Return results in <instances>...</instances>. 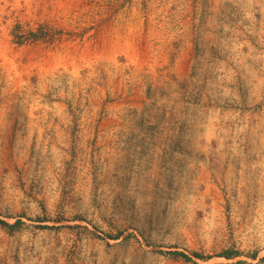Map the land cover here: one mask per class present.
I'll return each mask as SVG.
<instances>
[{
	"label": "rangeland",
	"instance_id": "rangeland-1",
	"mask_svg": "<svg viewBox=\"0 0 264 264\" xmlns=\"http://www.w3.org/2000/svg\"><path fill=\"white\" fill-rule=\"evenodd\" d=\"M0 221V264H264V0H0Z\"/></svg>",
	"mask_w": 264,
	"mask_h": 264
},
{
	"label": "trees",
	"instance_id": "trees-1",
	"mask_svg": "<svg viewBox=\"0 0 264 264\" xmlns=\"http://www.w3.org/2000/svg\"><path fill=\"white\" fill-rule=\"evenodd\" d=\"M0 222H1V221H0ZM2 223H3V224H6V223H4V222H2ZM181 255H182L185 259H189V257H188L186 254L181 253ZM224 256L229 257L228 254H226V255H224Z\"/></svg>",
	"mask_w": 264,
	"mask_h": 264
}]
</instances>
